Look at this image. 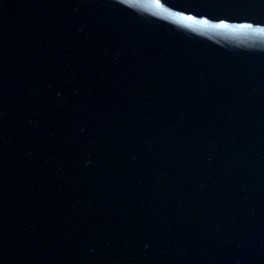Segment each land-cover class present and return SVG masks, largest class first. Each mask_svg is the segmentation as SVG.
<instances>
[{
	"label": "water",
	"instance_id": "1",
	"mask_svg": "<svg viewBox=\"0 0 264 264\" xmlns=\"http://www.w3.org/2000/svg\"><path fill=\"white\" fill-rule=\"evenodd\" d=\"M107 264H264V0H81Z\"/></svg>",
	"mask_w": 264,
	"mask_h": 264
}]
</instances>
